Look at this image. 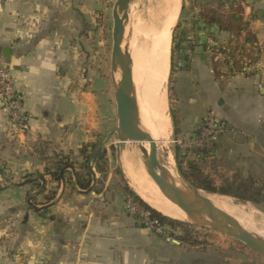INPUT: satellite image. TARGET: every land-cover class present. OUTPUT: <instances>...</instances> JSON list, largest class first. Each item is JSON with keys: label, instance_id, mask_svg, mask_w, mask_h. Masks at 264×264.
<instances>
[{"label": "crops", "instance_id": "0c3cea01", "mask_svg": "<svg viewBox=\"0 0 264 264\" xmlns=\"http://www.w3.org/2000/svg\"><path fill=\"white\" fill-rule=\"evenodd\" d=\"M115 1L0 0V68L20 97L24 117L23 130L10 129L0 103V264H212L219 259L199 245L156 237L128 213L113 178L115 169L120 170V165L112 166L114 140L108 143L110 151L107 143L102 146L108 161L102 187L96 186L100 175L92 162L90 187L80 190L75 184L80 149L96 145L117 124L108 53ZM156 1L146 0L150 5ZM237 7L242 19L251 15L248 29L264 44V0ZM180 8L181 0L178 15ZM210 36L226 38L199 25L194 52L186 47L173 58L175 102L199 104L203 110L188 123L192 135L208 106L219 102L220 84L203 48ZM4 48L9 49L6 58ZM193 77L200 80L197 87L204 81L217 89V96L205 88L200 95ZM184 79L186 84L179 86ZM230 82L228 87L240 85L246 93V127L241 128L246 132V181L256 178V186L264 187V73ZM229 149L215 143L208 156L225 155ZM59 158L76 163L75 170L64 168L59 173L64 180L53 182L44 169ZM50 192L55 196L47 202ZM237 248L252 252L243 245Z\"/></svg>", "mask_w": 264, "mask_h": 264}, {"label": "rangeland", "instance_id": "374dc122", "mask_svg": "<svg viewBox=\"0 0 264 264\" xmlns=\"http://www.w3.org/2000/svg\"><path fill=\"white\" fill-rule=\"evenodd\" d=\"M200 1L201 0H185L184 2L185 11L182 17L183 23L181 25V27L183 26L184 29L186 28L189 30L191 28L192 19L194 17V14L192 16V13H195L196 8L198 10L200 6ZM238 1H240L241 3L244 2V0H238ZM159 2L160 0H157L155 4L151 3L150 5V2H146V0H131L130 5H129V12H130L129 22L124 30L125 32H127L128 30L129 31L125 33V37L130 38V24H131L130 20L132 19L131 17H133L134 15V17L137 16L141 18L142 15L146 14V12H150L153 9H155L156 4ZM208 4H209L208 7L211 8V10L215 11L220 17H224V18H227L232 13V11L235 10V8L232 10L228 9V7L226 6L227 5L226 0H218V1L212 0L208 2ZM192 5L194 8L190 9ZM138 15H141V16H138ZM178 19L176 18L177 22H178ZM177 22L175 23L177 24ZM176 24L174 25V27L176 26ZM108 43L110 44L109 38H108ZM238 45H241V41L238 43ZM170 46H171V36H170ZM110 52H111V49H108V53ZM259 59L264 61V49H263V54L259 56ZM210 61L212 64V70L216 78V81H218V83L220 84L218 87L220 90L219 96H218L219 102H218V105L214 108H211L210 106H208L207 111L204 112L203 117L198 121V124L196 125V127L193 128L194 130L197 129L196 130L197 133L200 132L199 137L196 133L192 135L188 132V129H191L192 127L191 125H188V123L190 120L197 119L195 116H198L203 110L199 108L200 107L199 104L195 106L191 105L190 107H188V106H185V104L176 103L174 91L172 93L173 97L171 101L169 102L168 100L170 96L169 88L172 87L173 81L174 80L176 81L177 74L175 73L173 76V73H174L173 72L171 75V78L168 77L167 84H166L168 116L170 119L169 111L172 109L171 111H173V113L175 114L176 121H177L176 129L177 131L179 129L180 132L177 134L174 133V127L172 126L171 119H170V123H171L170 136H169L168 141L164 144L165 148L163 147V148H160L162 150L160 149L158 150V157L160 161H162V158L166 154H170L173 159L174 171L179 174L177 165L173 158V151H172L173 147L175 145H181L183 148H186L190 144L195 143L196 141L198 142L205 141L208 135H213V137H209L206 139L208 143L207 147L213 148L215 143H221L222 146H224V148L226 147H228V149L230 148L229 149L230 151L228 152V154H225V155L220 154V153H214L213 157L210 156L208 159H206L205 162H203V164H201L202 165L201 170H202V173L213 182L214 187L219 188L226 181H232L234 179L236 180L246 179V137L244 136L246 135L245 134L246 132L243 131L245 130V128L241 129L242 126L246 127V116H245L246 115V93H245V89L241 87L240 85L232 84L231 86L228 87V85L226 84L231 83L230 81H234V80L237 81L238 79H245L247 77L242 76L240 74L222 75V74H219L218 71H217L218 73L217 74L216 70L214 69L216 67L217 68L220 67L219 61H215L212 59H210ZM169 75H170V72H169ZM192 76H195L194 72L192 73ZM169 78L171 79L170 81H169ZM193 81H194V84L195 82H197L195 85L200 95L202 94L201 92L205 88L208 91L209 95H212V97L217 96L218 90L215 89L214 87L208 86L207 85L208 83H205L204 81H202L203 85H199L197 87V84L200 81L199 78L193 77ZM227 81L229 83H227ZM185 84L186 83L184 79L182 80V83L179 84V86L180 85L184 86ZM113 140L115 141L116 138L114 135H111L105 141V143H107L106 145L108 147V150L110 149V146L108 145V143ZM113 147L115 148H113V157L111 158L112 166H119L121 161L123 162V160L121 159V155L119 153L117 144L115 142L113 143ZM210 155H213V154H210ZM122 170H123V166H122ZM255 180L254 182H256ZM131 188L133 189V187ZM214 195H218V194H214ZM218 196H221V195H218ZM225 197H228V196H225ZM228 198L232 199L233 201L239 200L233 197H228ZM239 201H242V200H239ZM127 203L128 204L130 203L135 208H137V206L134 205L131 202V200H128L125 205H127ZM159 213L167 217L166 214L161 213V212ZM237 221H239L241 226L244 228L246 227L253 228L254 230H258L259 228L256 225L248 227L245 224V222L241 219ZM194 228H195V232L198 233V241L201 243V245H199L200 250H202L206 254L210 253V255H213V256L217 255L219 257L218 261L217 260L213 261L212 264H264V260L261 259L259 256H257L255 253H252V252L249 253L245 250H244L245 252H242V251L239 252L237 247L238 245H241V244H239L235 240L224 237L223 235L213 232V231H208V230H204V229H200L196 227ZM148 230L153 232L156 237H161V238L166 237V238L173 239V240L180 235V231L178 230L172 231L169 229H164L163 234H157L152 229H148Z\"/></svg>", "mask_w": 264, "mask_h": 264}, {"label": "water", "instance_id": "95a60500", "mask_svg": "<svg viewBox=\"0 0 264 264\" xmlns=\"http://www.w3.org/2000/svg\"><path fill=\"white\" fill-rule=\"evenodd\" d=\"M130 2L131 0H116L111 13L112 45L110 52V77L113 85L117 124L108 129L98 140L87 163L88 172L93 179L94 174L92 172L91 162L107 138L114 135L121 159L123 160L124 155H128L129 157L134 156V154L137 155L146 176L166 199L176 204L185 218L184 221L169 219L192 227L219 233L224 237L235 240L264 260V237L242 227L233 218L226 217L220 209L201 194L204 191L191 186L177 172L174 173V176L168 174L163 167L158 157L154 140L142 126L137 96L130 84L132 61L129 51V40L124 36V30L129 22ZM8 51V48H4L2 50V56L5 58L8 57ZM146 143L148 144V149L144 147ZM120 171L130 190L135 193L122 170V161L120 163ZM60 175H62V172ZM41 182V188H44L45 183L42 179ZM91 190L90 188L88 192ZM235 202L239 204H250L258 212L264 214V207L261 205L249 201L237 200ZM173 243L178 244L175 240H173Z\"/></svg>", "mask_w": 264, "mask_h": 264}, {"label": "bare ground", "instance_id": "6f19581e", "mask_svg": "<svg viewBox=\"0 0 264 264\" xmlns=\"http://www.w3.org/2000/svg\"><path fill=\"white\" fill-rule=\"evenodd\" d=\"M155 7L141 18L134 17V15L131 17V39L126 38L129 40L132 61L130 84L137 96L140 120L143 128L154 140L158 151L168 141L171 131L166 84L169 75L170 36L179 11V0H160ZM127 32L124 31V36ZM144 147L148 149V144L146 143ZM122 163L129 185L145 203L158 212L166 214L168 218L185 220L176 204L166 199L146 176L135 154L130 157L124 155ZM161 163L168 174L175 175L170 154H166ZM201 194L220 209L226 217L233 218L239 225L241 224L237 220L241 219L248 227L258 226V230L247 227L246 229L254 230L253 232L264 237V214L251 205L239 204L224 196L205 192Z\"/></svg>", "mask_w": 264, "mask_h": 264}, {"label": "trees", "instance_id": "16d2710c", "mask_svg": "<svg viewBox=\"0 0 264 264\" xmlns=\"http://www.w3.org/2000/svg\"><path fill=\"white\" fill-rule=\"evenodd\" d=\"M226 1L231 9L237 8L236 10L232 11V13L227 18L220 17L215 11L211 10V8L208 7L209 4L207 2L199 6L196 16H194L192 19L191 28L188 30L181 27L183 23L182 17L185 11V0H182L179 19L171 35L169 71L170 78L173 73V58L176 56V54L180 52L182 53L187 48L189 49V51L194 52L197 46L196 38L198 35L199 25H203L206 28H215L219 34H225L226 38H224L223 40L227 41V44H232L235 46L238 42L241 41L243 44L253 45L257 42L254 34L247 32L248 25L243 22L241 8L237 7L240 1ZM235 49L237 48L235 47ZM170 78L169 81L171 80ZM169 93L170 96L168 100L170 102L173 97L172 87L169 88ZM171 110L169 111L170 119L172 126L174 127V133L177 134V121L175 114ZM196 134L199 136L200 132H196ZM94 147L95 145L84 146L79 151V156L82 159V163L77 165L78 167H76L80 170V172L74 173V180L76 186L80 190H87L91 185L90 173L87 170V163L90 160ZM211 150L212 148L206 147L196 149L192 151V153L195 155V158H192L188 155V150L183 148L181 145H175L172 150L173 158L181 177L191 186L201 191L210 194L233 197L242 201H250L264 207V187H257L250 180L246 181V179H234L232 181H226L219 188L214 187L213 182L207 176H205L201 170V164H203V162H205L206 159L209 158L208 155ZM111 151H113V148H111ZM92 164L96 172L100 175V178L96 181V186L98 185V188L102 187L103 182L108 174V161L106 157V151L103 147H101L94 156ZM75 165L76 163L70 162L68 158H59L52 163H47L44 169V175H48L53 182H59L61 180L63 181L64 178L63 176L61 177L59 173L64 168H71L75 170ZM113 175L114 180H116V184L118 187L117 189L121 190L125 196V202L131 200L133 204L137 205L143 211L148 212L150 218L153 221H156L160 228L169 229L172 231H180V235L176 237V239L180 243L188 246L200 245V242L198 241V233L195 232L194 227L171 220L151 209L134 192L130 190L119 169H115ZM83 176L86 177V179H84ZM33 184L37 187L39 186V183H37L36 180L33 181ZM98 188L96 187L95 190H99ZM54 196L55 193L50 192L48 196H46L45 200L47 202H50L54 198Z\"/></svg>", "mask_w": 264, "mask_h": 264}, {"label": "built area", "instance_id": "2783aa9c", "mask_svg": "<svg viewBox=\"0 0 264 264\" xmlns=\"http://www.w3.org/2000/svg\"><path fill=\"white\" fill-rule=\"evenodd\" d=\"M258 1L244 0L242 3L250 6ZM251 19V15H248L247 17H243V22L249 25L252 21ZM247 32H250L248 28ZM238 43L234 46L227 44V41L223 39L207 37L203 48L210 59L219 61L220 67L215 68L219 74H240L245 77H251L258 73H264V63L259 59V56L263 54L264 44L258 41L253 45L243 44L242 42L241 45H238ZM0 103L1 111L6 115L9 128L18 131L23 130L24 117L21 112V100L13 88L8 73L3 68H0ZM209 137H213V135H208L206 139ZM206 139L202 142L196 141L186 147L185 149L188 150V155L195 158L192 151L202 147L209 148L207 147L208 143ZM126 209L129 214L137 218L142 227L152 229L157 234L164 233V229L160 228L157 222L150 218L148 212L143 211L138 206L135 208L130 203H127Z\"/></svg>", "mask_w": 264, "mask_h": 264}]
</instances>
